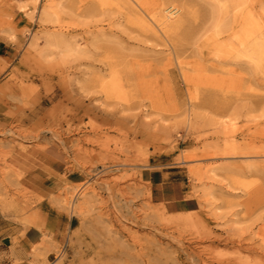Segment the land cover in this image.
<instances>
[{"label": "rangeland", "instance_id": "374dc122", "mask_svg": "<svg viewBox=\"0 0 264 264\" xmlns=\"http://www.w3.org/2000/svg\"><path fill=\"white\" fill-rule=\"evenodd\" d=\"M162 1L167 39L134 0H0V264H264V58L221 51L229 0Z\"/></svg>", "mask_w": 264, "mask_h": 264}, {"label": "bare ground", "instance_id": "6f19581e", "mask_svg": "<svg viewBox=\"0 0 264 264\" xmlns=\"http://www.w3.org/2000/svg\"><path fill=\"white\" fill-rule=\"evenodd\" d=\"M99 4L101 7L106 5L108 0H92ZM91 2V1H90ZM137 6L141 9L140 12L144 13L146 18L157 27L160 33L167 39L168 35L166 31L173 26V17L165 13L164 4L162 0H134ZM219 2H223L220 0ZM231 7L233 8L235 18L237 16L241 17V22L239 26H237L233 31L230 33V38L234 39L232 43L227 45L225 48L221 49V51L226 52L230 56L238 58V56H244L247 58L248 63L250 65H257L260 63L264 58V38L259 37V33L262 34V27L256 23L253 18L252 12L247 11L245 12V16L243 12L245 11V4L247 0H229ZM151 6V10H145L143 7L144 5ZM143 6V7H142ZM223 11L218 21V28L219 24L224 21L225 15L228 13L227 5H223ZM47 10L44 12L46 15ZM151 26V25H149ZM153 30V29H152ZM154 33L156 31L153 30ZM158 32V31H157ZM46 43L49 46H55L57 44L56 40L50 36L46 39ZM44 52L41 54L43 55ZM110 75L112 74L111 78L107 80H103L101 83V89L106 94V96L114 95L118 98H124V90L122 84L113 77V71L109 69ZM79 105V104H78ZM76 110V109H75ZM73 111L76 114V111ZM78 113L85 112L90 114V110H83L82 106H78ZM87 114V115H89ZM114 260V259H113ZM117 261H122L123 259H115ZM117 264V263H116Z\"/></svg>", "mask_w": 264, "mask_h": 264}, {"label": "crops", "instance_id": "0c3cea01", "mask_svg": "<svg viewBox=\"0 0 264 264\" xmlns=\"http://www.w3.org/2000/svg\"><path fill=\"white\" fill-rule=\"evenodd\" d=\"M24 237L25 239H29V238H33L35 236V232L33 229H30V228H27L25 231H24Z\"/></svg>", "mask_w": 264, "mask_h": 264}]
</instances>
